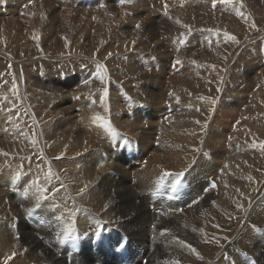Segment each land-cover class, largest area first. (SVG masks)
<instances>
[{
  "label": "bare ground",
  "instance_id": "bare-ground-1",
  "mask_svg": "<svg viewBox=\"0 0 264 264\" xmlns=\"http://www.w3.org/2000/svg\"><path fill=\"white\" fill-rule=\"evenodd\" d=\"M59 15L62 17L63 14ZM135 20L129 22L128 27L138 32ZM40 44L43 45V42ZM28 45L26 48L23 44H17L16 49L23 48L24 51L32 52L31 42ZM58 45H63V42ZM16 51L13 49L7 55L11 64L9 60L0 58V67L13 76V92L18 100L15 108L8 107L13 112L9 122L0 124V264H4L6 259L7 264H36L38 253L34 252V256L29 254L33 248L36 251L44 249L42 256L51 264L55 263L57 256L50 254L49 249L62 250L65 256L59 261L69 264H92L93 261L101 264H143L146 258V264H249L246 256L256 254L258 251L253 249L264 245V241L259 240V237L264 236L263 229H260L264 228V147L261 146L264 142V101L260 99L264 97V77L260 78L263 74L250 78L256 85L260 83L262 92L245 98L247 101L252 100V104L246 111H239L231 110L226 105L224 109L220 107L221 102L232 99L235 94L241 98L244 95L241 84H231L230 71L228 73L231 77L220 73L224 79L220 84L217 81L219 75L216 74L214 78L208 68L195 64L185 73V80L177 75L172 76L169 81H176L178 88L174 94L170 92L165 98L155 80L160 76V68L148 66L149 74L145 76L144 84L139 83L142 80L139 77L138 84L134 79V83L130 78L132 81L124 80L122 69L131 72L142 70L137 65L128 64V56L121 55H132L133 51H137L132 46H123L108 51L104 49L101 56H91L92 61L88 60L90 56L81 57L84 65L90 64L92 69L97 63L106 65V73L103 81L91 76V84L80 91L71 86H63L61 78L64 77L62 80L67 84L69 81L65 80V76L68 71L54 67L47 68V81L43 79L39 84L31 81L34 67L42 65L29 62L18 68L13 61ZM237 57L235 55L234 58ZM202 73H205L204 78L200 77ZM104 88L108 89L107 112L101 104ZM220 89H226L230 94L226 92L228 95L225 97L214 95ZM10 93L8 87L0 94L7 96ZM164 99L173 105L178 101H188L190 105L184 108L183 114L176 115L175 110L169 111V104L166 105ZM212 99L217 101L215 105L211 103ZM137 100L147 106L148 113H151L149 118H152L150 124H155L154 128H146L142 119H127L129 110L136 112ZM1 106L3 103L0 102ZM158 112L167 115L158 119ZM97 115L110 120L119 135L111 138L103 122L94 120ZM188 118H191L195 126L191 127L193 124L188 125L186 121L180 123ZM157 133L164 140L165 153L155 152L156 155L151 157L147 146H142L146 150L141 149L142 153H138L133 137L144 141L149 135L156 137L154 134ZM163 143L160 141L159 145ZM208 143H214L210 153L206 150ZM124 167L127 171H124ZM49 169L54 175L51 184L46 185L48 191L45 195L48 198L43 199L37 207L39 194L30 190L25 198L23 192L37 177L43 184ZM164 172H183L180 185L174 189V177L168 176L157 189ZM18 174L20 178L17 180L15 177ZM213 182L215 187L212 186ZM107 186V189L104 188ZM116 186H123L129 191L120 192L119 195L128 191L121 198L114 194L112 198L110 195L104 197L100 193L105 190L112 192ZM53 188L58 191L53 192ZM160 191L178 194L181 200L175 204L172 200L173 204L168 207L161 199L162 196H157L162 194ZM153 198L155 213L151 216L144 205H148L145 200ZM237 204L242 207H237ZM9 205H15L16 209L7 210ZM68 210L75 213L78 239L75 242L69 240L59 243L57 233L62 224L55 218L63 215L67 222ZM97 220L105 222L100 229L97 228ZM15 221H21V224L17 226ZM97 231H100L99 236L96 235ZM128 235L134 246L126 254L123 250L124 255H120L117 261L108 259L102 252L98 253V247L96 249L99 250L95 251L90 246L97 238L100 241L110 238L115 242ZM44 237L51 243L49 248L44 246ZM188 245L196 249L199 256ZM252 245L254 247L251 248ZM253 264L260 263L255 261Z\"/></svg>",
  "mask_w": 264,
  "mask_h": 264
},
{
  "label": "rangeland",
  "instance_id": "rangeland-1",
  "mask_svg": "<svg viewBox=\"0 0 264 264\" xmlns=\"http://www.w3.org/2000/svg\"><path fill=\"white\" fill-rule=\"evenodd\" d=\"M242 3H243L242 8H240V0H235L234 4H230V5L217 3L216 7L213 8L212 6L213 0H124L123 3H121L120 0H0V53H1L0 58L9 60L10 61L9 64H11L10 58L7 59V57L9 56L8 54H10L9 51L15 49L17 50L16 51L17 54L16 53L13 54L14 55L13 61L14 63L17 64L18 68H20L22 64L29 62L40 63L42 65V66L36 65V67H34V69L31 72V79H30L31 81H34L36 84H39L40 82L42 83L43 79L47 81V79L45 78L48 76L47 68L54 67L57 70L68 71L66 73L67 76L65 75L64 76H65V80L69 82L67 84H64V81L62 80L64 79V77H62L61 82L63 86L64 85L67 87L71 86L76 88V90L84 91L83 90L84 87L91 84L90 77L93 76L95 78L96 66L93 67L92 69V66L90 64L84 65V61H82L81 58L83 55H85L84 56L85 58L86 56H90L88 60L92 61L91 60L92 57L96 58L101 56L104 53L103 52L104 49L108 51L113 49H120L123 46H132L137 52L133 51L132 55L130 54L127 55L125 53L121 55L122 56L126 55L125 57L128 56L127 57L128 60H126V62L127 63L129 62L130 64L132 63V65L135 66L137 65V68L141 69L142 71L134 70L131 72L127 70L128 71L127 72L125 69H122L123 71L122 73L124 74V80L132 81L134 79L137 81L138 84L139 78L140 79L142 78V80L139 81V83L141 84L143 83L144 79H146L145 76L149 74L148 66L150 68H160V73H159L160 76L156 77L155 80L157 82V87L159 88L161 94L164 95L163 97L166 98L167 95L170 94V92L174 94L178 88V86L175 85L176 81H169L172 78V76L177 75L181 79L185 80L184 78L185 73L187 71H190V68L192 66H195V64L203 65L202 68L204 67L208 68V70L212 73V74L210 73L211 76L214 78L216 77V74L219 75L217 81L220 84L224 82V79L221 76V74H229L228 72L230 71V74L233 77L232 79L231 75L229 74L232 81V83L231 81L230 83L232 85L241 84L240 87L242 88L241 90L244 93V95L241 98V96L235 94L234 96H232V99L228 98L226 99L225 102H221L220 107L224 109L226 105V107L230 108L231 110L237 109L239 111L240 110L246 111L251 106L252 100L247 101L245 100V98L250 97L251 95H255L256 92L258 93L262 92V88H263L262 86H260V83L257 84L259 86L252 83L250 78L251 77L252 79L256 78L255 75H261V74H263V76L261 75L260 78L264 77V0H242ZM165 5H167V8H165ZM139 8L141 9L140 12L138 11ZM236 8H240V10L244 14L243 17L238 16L236 14L235 11ZM68 13L69 16H67ZM59 14L61 15L63 14L62 17ZM145 15L147 16V18L148 16L150 18L147 19ZM175 15L178 17H176ZM127 16L129 20L127 19ZM190 16H192L193 18H191ZM137 17L139 19L141 18L143 21L140 22L141 19L139 21ZM186 18L188 19V21L186 20ZM7 19L9 20L12 19L14 21L9 22V20ZM133 20H135L134 22H136L135 25H137V23L139 22L138 24L140 25V27L139 28L136 27L137 28L136 31L138 32L132 31V29L128 27V23L133 22ZM148 20L150 23L148 22ZM164 22L166 24H164ZM253 22L256 25L255 28L251 27V24ZM226 23L228 27L226 26ZM174 24L177 25L174 26ZM213 24H215V26ZM230 24H232L234 28ZM185 25L188 27H185ZM177 27L180 28V29L178 28L179 31L177 30ZM221 27L223 29H221ZM171 32L176 35H173ZM224 32H228L231 35H235L238 41H240L237 44L238 46L236 45L235 42L227 40L226 37L224 36ZM34 37H38V39H34ZM124 37L127 38V40L124 39ZM160 37L162 38V40ZM25 38H29V39H25ZM158 38H160V41ZM181 40H183L184 43H181L180 42ZM40 41L43 42V45L40 44L41 43ZM133 41L135 43H132ZM244 41H246V43H244L243 45ZM30 42L32 44L31 47L33 50L32 52L26 49L24 51L23 48L16 49L18 48L17 44H23L27 48V45ZM61 42H63V45H58ZM113 44L115 45L113 46ZM151 44L154 47L153 49L151 48L152 47ZM11 45L13 46L16 45L15 46L16 48H13ZM45 45L46 46L49 45V46L46 47ZM75 45L79 47H75ZM93 46L96 47L98 50ZM144 46L148 48L147 51H146V47ZM232 47H234L235 49ZM226 49L228 50V52ZM237 49L239 50V52ZM4 52L5 55H3ZM25 52L27 54L24 56ZM215 53H217V55ZM19 55L21 56V58ZM233 55L234 57L235 55L236 57L237 56L239 57L234 58ZM108 58L111 59V57ZM118 59H119V55H118ZM177 60H179L181 63L177 64L176 63ZM242 60L244 64H242L243 63ZM124 70L126 72H124ZM59 74L63 75V72L59 71ZM125 74L129 76L127 75L125 76ZM150 75L153 76V73H150ZM200 77L204 78L205 73H202ZM129 78L132 80H129ZM12 79H13L12 74L11 73L8 74L7 70H4L2 67H0V93L4 90H7L8 87L11 90V93L6 96L7 97L6 100L4 99L5 95L0 94V102L3 103V106L0 107L1 125L7 124L10 120L11 114L13 113L11 110H8V107L15 108V105L18 103L15 92H13L14 82L12 81ZM134 80L132 81L133 83ZM85 81H89V83H85ZM148 87L149 88L147 89L149 90L150 89L149 84ZM222 90L220 89L216 91L214 95L225 97L228 94H230V92L227 91L226 89H222ZM226 92L229 93L227 94ZM39 94L41 95L42 93ZM260 99L261 101H264L263 96ZM163 101L166 105L169 104L168 105L169 111H171L172 109L176 111V115L183 114L184 108L190 105L188 101H178L175 102L174 105L173 103L172 104L168 103V99H164ZM135 110L136 112L129 110L127 117L128 120L132 121V120L142 119L144 121L143 123L146 126V128L150 129V127L152 128L155 127V124H150L152 123V121H150L152 120V118H149L151 116V113H148L149 111L147 109V106L143 102L137 100L135 103ZM164 115L167 114L159 113L157 118L162 119V116ZM187 120L189 121L187 122ZM185 121L188 125L193 124L191 122L192 121L191 118H188L180 123H184ZM159 126L160 125H158L157 127ZM193 126H195V124L191 125V127ZM154 135H156V137L149 135L144 139V141L143 139L141 141L140 138L133 137V141L136 145V149H138V153H142L141 149L146 150V148H144L146 146L148 148L150 147L149 149L147 148V150L148 151L150 150V152L148 153L152 155L151 157H154L158 153L159 154L165 153V150L163 149L164 140H162L159 137V133ZM160 141H162L163 144L159 145ZM146 142H148L149 144ZM213 144L214 143H208L206 145L207 153H210V151L213 150L212 147ZM153 146L159 147L160 149L154 150ZM155 152L156 154H154ZM124 171H127V168L124 167ZM127 180L128 182L130 181L128 177ZM104 188L107 189L108 186ZM124 190L129 191V189H126L123 186H116V188L113 189L114 192L105 190V191H100V193L102 194V196L104 195V197L110 195L109 197L112 198V194L118 196L119 193L120 192L122 193ZM115 192H117L118 194ZM160 192H162V194L160 193L157 195L156 193V195L159 197L162 196L161 199L164 200L163 202L166 205L168 204L167 205L168 207L169 204L172 205L174 202L178 203L180 202L179 200H181L180 199L181 196H178V194L174 195V194H169L167 192L169 196L168 197L166 191L165 193L163 191ZM126 193L120 194L118 197L121 198ZM152 195L157 198L155 194ZM151 200H153V203ZM151 200L150 201L145 200V202L148 203V205L147 204L144 205V208L146 212H149L151 216H154L153 214L155 211L154 209L155 207L153 205L154 198ZM168 201L169 203H166ZM110 202H114V201L111 200ZM8 208L7 210H15L16 206L9 205ZM20 218L21 215L20 217H18V220H20ZM18 223L21 224V221L16 222L17 226ZM260 229H263L264 231V228H260ZM129 236L130 235H128V237H125L122 240L117 239L115 242H112L110 238L103 239L102 241H100L97 238L96 241L93 242L94 244L91 243L90 246L92 247V249L94 248L93 250L95 251L100 249V251L97 252L98 253L102 252L101 254L108 257V259L110 260L114 259L113 261H117V259H119L120 257H122V255L126 254L129 251L130 247L132 248V246H134L131 237ZM259 238H258L259 240L264 241V236ZM125 241H128V243L125 244ZM97 243L100 244L98 245ZM22 245L25 246L24 244ZM121 245H123V247H121ZM44 246L45 248H49L51 246V243L45 237H44ZM99 246L102 248H100ZM97 247L99 249H96ZM252 247L254 246L252 245L251 248ZM263 248L264 245L259 249L254 248L253 250L254 251L256 250V252L257 251L258 252L253 255L258 258L262 257L261 260L264 263ZM36 250H37L36 248H33L32 251H29L30 256H34L33 255L34 252L38 253V259L35 262L36 264H51L48 261L46 262V260L42 256V251L44 249L38 251ZM123 250L125 251L124 254H123ZM49 253L54 256H57L55 257L54 264H69L68 262L59 261L60 259H63V256H65L62 250L56 251L54 249H49ZM139 255L141 256V254ZM146 260L148 261V258H146ZM146 260L144 261L146 262ZM144 261L143 264H146ZM95 262L96 261H93L92 264H101L99 262L96 263Z\"/></svg>",
  "mask_w": 264,
  "mask_h": 264
},
{
  "label": "snow or ice",
  "instance_id": "snow-or-ice-1",
  "mask_svg": "<svg viewBox=\"0 0 264 264\" xmlns=\"http://www.w3.org/2000/svg\"><path fill=\"white\" fill-rule=\"evenodd\" d=\"M120 2L123 3L124 0H120ZM234 2H235V0H213L212 6H213V8H215L217 3L224 4V5H230V4H234ZM242 7H243V3H242V0H240V8H242ZM165 8H167V5H165ZM240 8H236L235 11H236V14L238 16L243 17L244 14L240 10ZM136 27L139 28L140 25L137 24ZM185 27H188V26H185ZM251 27L252 28L256 27L254 22L251 24ZM224 36L226 37L227 40H230V41L235 42V43L239 42L235 35H231L228 32H224ZM34 38L38 39V37H34ZM180 42L184 43L183 40H181ZM133 43H135V42L133 41ZM109 55H111V54H109ZM176 63L179 64L181 62L179 60H177ZM105 73H106V65H104L102 63H97L96 71H95L96 78H98L101 81H103L104 78H105ZM85 83H89V81H85ZM107 96H108V89L104 88L103 94L101 96V104L104 105V109H105L106 112L108 111V107H107V103H106ZM4 99L6 100L7 97L5 96ZM201 99H203V97H201ZM216 102L217 101L215 99L211 100V103L213 105H215ZM94 120H101L103 122V126H104V128L106 129L107 133L109 134V136L111 138L114 139L117 135H119L117 129L111 124L110 120H105L103 117H100L99 115L95 116ZM197 123H199V122L197 121ZM33 143H35V141H33ZM261 146L264 147V142H262ZM53 175L54 174L49 169V172L46 173L45 176H44V183L43 184L40 182L39 177H37L34 180H32L24 189L23 195L25 196V198H27V196L29 195V191L30 190H34L36 193L39 194L37 196V204H36V206L39 207L40 206V202L43 199H47L48 198L45 195L47 193V191H48L46 185L51 184ZM183 175H184L183 172H179V173L164 172L163 175L159 179V183L157 185V189H159V187L163 184L164 179L166 177H168V176H173L174 177V182L172 184V187L175 189L176 187H178L180 185V183H181V179L180 178L183 177ZM19 178H20V176L18 174L15 177V179L18 180ZM212 186L215 187V183L214 182H213ZM56 191H58V189L53 188V192H56ZM237 207H242V205L237 204ZM31 211L32 210L30 209L29 210V214H31ZM68 217H69V219H68L67 222H65V218H64L63 215L57 216L55 218L57 221L60 222V224H62V227L60 228V231L57 233V239H58L59 243H64L65 241H69V240L75 242L78 239V236L76 235L77 229H76V226H75V219H74L75 213L72 212L71 210H68ZM104 223H105L104 221L97 220L96 221L97 228L98 229L102 228ZM253 227H255V226H253ZM96 235L99 236L100 235V231H97ZM225 239H227V238H225ZM121 247H123V245H121ZM188 247L193 252H196V249L192 248L191 245H188ZM196 254H197V256H199L198 252H196ZM12 255L14 256L15 253H13ZM8 259H11V257H8ZM4 264H7V259L5 260Z\"/></svg>",
  "mask_w": 264,
  "mask_h": 264
}]
</instances>
